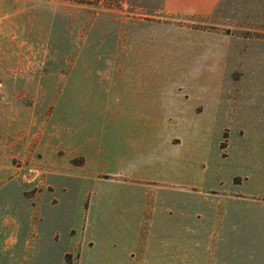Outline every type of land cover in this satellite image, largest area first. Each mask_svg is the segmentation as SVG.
Masks as SVG:
<instances>
[{
  "label": "rangeland",
  "instance_id": "374dc122",
  "mask_svg": "<svg viewBox=\"0 0 264 264\" xmlns=\"http://www.w3.org/2000/svg\"><path fill=\"white\" fill-rule=\"evenodd\" d=\"M0 264H264V0H0Z\"/></svg>",
  "mask_w": 264,
  "mask_h": 264
},
{
  "label": "crops",
  "instance_id": "0c3cea01",
  "mask_svg": "<svg viewBox=\"0 0 264 264\" xmlns=\"http://www.w3.org/2000/svg\"><path fill=\"white\" fill-rule=\"evenodd\" d=\"M220 1L221 0H165V6L170 11H184L194 12L197 14H208L217 7ZM175 207L176 215L171 217L166 216L164 217L165 219L163 221H180V225H182L183 227L184 221H195L194 217H196V219L200 218V209H195L193 206L189 208L185 207L182 195H180L179 197L176 196ZM225 216L227 217L226 213ZM196 227L197 232H199V224H196ZM182 233L183 229L181 228V236L179 237L180 242L183 240ZM197 235L199 236V234ZM164 238H166V241H172L174 239L173 236H168L167 234H165ZM177 238L176 240H178Z\"/></svg>",
  "mask_w": 264,
  "mask_h": 264
},
{
  "label": "trees",
  "instance_id": "16d2710c",
  "mask_svg": "<svg viewBox=\"0 0 264 264\" xmlns=\"http://www.w3.org/2000/svg\"><path fill=\"white\" fill-rule=\"evenodd\" d=\"M226 137H227V135H226ZM225 146H226V143L224 142V143H223V147H225Z\"/></svg>",
  "mask_w": 264,
  "mask_h": 264
}]
</instances>
